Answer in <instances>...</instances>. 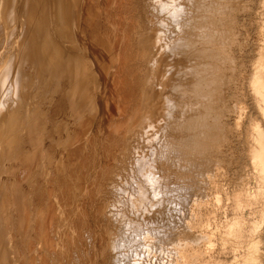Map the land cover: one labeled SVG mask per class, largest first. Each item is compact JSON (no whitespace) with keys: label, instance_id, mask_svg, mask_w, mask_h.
Masks as SVG:
<instances>
[{"label":"bare ground","instance_id":"6f19581e","mask_svg":"<svg viewBox=\"0 0 264 264\" xmlns=\"http://www.w3.org/2000/svg\"><path fill=\"white\" fill-rule=\"evenodd\" d=\"M68 1L70 2L69 4H68ZM86 1H87V3H86ZM174 1L176 2V0H174ZM178 1H180L179 4H177V2H176V5H178V6L175 5V7H173L174 9L172 10V12L171 13L169 12L170 14H173V16L176 17V19H177L176 22L178 23V25H176L177 26L176 28L178 30H176L175 32H177V31L181 32L180 36L183 33V37H180V38H183V39H181L182 41H180L181 43L177 42L178 48L176 47L177 48V50H175L176 52L173 49L171 51V53L168 54V51H167L168 56L165 57L166 53L164 52L165 50L163 51V47L167 43L165 42V44H163V42H164L163 37H162V39H160L161 37L159 38L160 43H158L159 49H157V51L156 50L153 51L154 50L153 49V50H151V52H149L148 49H146V48L149 47V46L147 47V45H149L150 42H149V44L145 43V41H143V43H142L143 47L141 46V48H143L142 50H144L145 55L148 54L147 55V56H149L148 62L152 65L151 67L149 65H147L150 68V71L147 72L145 80L146 81H153L154 85L151 88H149V90L147 89L148 91H146L144 89L145 92H143L142 96L140 95L142 99L140 101L141 104L139 106V109H143V108L147 107L148 112L143 116V118H144V120H146V122H149V120L151 122L152 116L156 115V118H155L156 121L153 120V121H155V125L157 128V132H155V134H157V136L161 137V142L159 143L160 148H158V146H156V148L159 149V152H158L157 156L155 157V160L157 163H161V165H162L161 170H164V172L167 171L166 173H168V174H166V175H168V177H169V175L171 176V172H172V174L174 172L175 174H173V175H178V173H179V175L183 178V180H185V178H189L188 184H191L189 186V188H191V190L194 189L195 195L197 198V199H195L196 201H193V202H195V203L198 202L199 204L197 203L198 204V205L196 204L197 206L201 205L202 207H204L205 208L204 211H206V214H202L200 212L201 214L191 216V221H189V222H185V220L183 221L181 219L183 221V228L186 231V232L183 231V233H187L186 238L182 237L183 239H185V244H183L184 247H183V245H181L182 243H180L183 241H180V240H178V241H180L179 242L180 244L175 246L174 244L177 242L176 238H175L176 242H174V241L172 242V244H173V245L171 244L172 248H169V250H167L168 253H167V251H164L163 254L166 252L165 254L167 256L168 254L170 255V253H173L178 257L186 258L185 261L184 260L182 261L184 263L181 262L182 264H264V226H263V224H264V0H178ZM88 2H90V1L89 0H79V2H78V0H0V46L4 41L8 40L7 44L9 42L10 47H12L11 50H9L10 47H8V50H6V49H3L4 51L2 50L3 53L5 52V50L7 51V52H5L6 57L4 54L2 55L0 52V54H1L0 55V133L1 134L2 133L4 134V131L7 129V125H9L12 128V132L10 135H8L6 133L7 136L13 137L17 141H19V139L21 138L19 136H20V134H22L21 133L22 130H26L25 134H27V130L28 131L30 130V132H31L30 133V139H31L30 141L32 142V144L33 143L36 144V142L39 141V138L37 136H34V128L38 123L37 122H36L37 124L33 123L34 121H33L32 113H34L35 117H37V116H40L41 110H37L38 108L34 109V110H32L33 108L30 109L29 105L26 104V101H27V98L29 96L38 93L39 90L43 91V88L41 89L42 84H41V87H38V86H40L39 85L40 82H43V84L46 83V86H48L50 88V87H53L55 84L59 85L60 79L63 76L66 77L67 79H69V80H67L65 78L66 81L71 82L70 85H68V83H67V85L69 87L67 89H64V86H63V88H62V91L65 90L64 93L67 92V94H66L67 97H69V98L75 97L78 95V93H80L81 95L82 94L85 95L87 98V100H83V101H81V103L79 102L80 104L74 103L75 104L74 108L77 110L76 112H79V107L89 108L92 106L94 107L95 104L98 106L100 111L103 112V109L106 106V105L104 106V104H106L107 102H108V104H111V105L113 103H116V102L119 104V100H113V98H111V97L110 98L108 97L109 99L107 98V100L104 99L105 94L110 95V94H112L111 92H113V91H114L115 95L119 94L121 96V99L123 96H126L129 99V96L133 95L132 91L130 92V94H127L128 90L125 89L127 84L125 85L124 83H123L124 85L122 87H119L120 89H115V87H114L115 90H118L117 93L114 89H111L112 88L111 84L113 83L112 78L116 74V73H114V75H112L113 73L111 74V70H110L111 65L110 66L105 65L107 67L109 66V69H107L105 74L101 76V78H100V79H102L101 80L102 84L100 86L101 89H98L99 86L97 85V83H95L93 81H95V79H96V82L99 80L98 79L99 74L98 75L96 73L88 74L90 72V67H88V64L86 62H83V60L81 59V58H85V56L83 57L82 53L78 54L76 52V51H78L77 49H80L79 43H81V41H79L80 39L78 40V37H79L78 33L83 29H81V27H80L79 29H81V30L78 33H77V30L73 31V29H71V31H69L70 30L69 29L70 24L68 23V21L73 18V17L72 18L70 17L71 13H73V16L75 15L74 17H76V15L79 13L84 12V14H85L84 9L90 10V8L92 7V6L90 8L88 7L90 5V3L86 7V4H88ZM93 2L94 1H92V3ZM103 2L102 3L100 2V5L102 8L105 7V6H102ZM106 2H108V1H105V3ZM114 2H115V0H114ZM114 2H112V4ZM164 2H165V0H164ZM172 2L173 1L171 0L170 3H172ZM66 3L68 4V7L65 6ZM109 3L110 2H108V4ZM115 3L117 4V2H115ZM98 4H96V6ZM162 4H164V3L162 2ZM157 5L158 4H156L154 6H157ZM159 5H161V2ZM117 6H118V4H117ZM164 6H166V4ZM98 7H100V6H97V8ZM102 8H99V9H102ZM124 8H122V9H124ZM159 8H161V6H159ZM168 8L169 7H167V9ZM92 9H93V7H92ZM117 9H119V8H117ZM91 10L88 13L92 12ZM105 10L106 9H104L103 11H105ZM124 11H125V9H124ZM166 11H164V12L166 13ZM66 12H67V16L63 14ZM95 12L97 13V16L99 15L98 12H100L101 14L103 13L102 10H100L98 12L95 11ZM95 12H94V14H95ZM164 12L163 13L161 12V13L164 14ZM88 13H86V16ZM169 13L167 12V14H169ZM91 14H93V13H91ZM80 16H82V14ZM90 16H92V15L88 14L87 18ZM94 16L92 18H94ZM103 17H106V15H103ZM82 18H83V20L86 19L85 16ZM112 18H114V17H112ZM149 18H150V16H149ZM167 18H168V15H167ZM167 18H166V20H167ZM239 18L243 19L246 22L250 21L252 23H255V25H256L255 30H257L256 31L257 32V37H256L257 40H256V42H254L253 46L248 45V49L250 51L249 54H254V57H252V59L250 58L251 59L250 65L247 64L249 67L246 66L243 62L240 63V61L237 60L238 59L236 57L237 55L233 56V54H232V50L235 49L234 47L238 46L239 49L244 48L245 43H246L243 40H242L243 42L240 41L238 36H237L239 34L238 33L239 31L236 28V24H237V21ZM108 19H110V17H108ZM146 20L147 19H145L144 21L146 22ZM155 20H157V19H155ZM89 21L90 20H88V23H89ZM171 21L174 23L173 20H171ZM171 21H170V23H171ZM77 22H75V23L77 24ZM79 22H81V21H79ZM110 22H112V21H110ZM250 22H248V23H250ZM68 24H69V26H68ZM85 24H87V23H85ZM92 24H93V21H92ZM92 24L90 22L89 26ZM94 24H97V23H94ZM100 24H102V23H100ZM112 24H114V23H112ZM163 24H166V23H163ZM238 24L240 25V23H238ZM102 25H104V24H102ZM138 25H140V24H138ZM149 25H147V27ZM166 25H168V24H166ZM174 25L175 24H173V26ZM250 25H251V23H250ZM72 26H73V24H72ZM77 26L78 25H76L75 27H77ZM173 26H170V27H173ZM55 27H56V29H55ZM136 27H137V25H136ZM251 27H253V26L251 25ZM110 28H112V26ZM164 28H165V25H164ZM164 28H162V29H164ZM87 29H89V28H87ZM114 29H115V27H114ZM155 29H157V28H155ZM170 29H172V28H170ZM173 29L175 30V28H173ZM252 29L254 30V28H252ZM85 30L86 29H84L83 31H85ZM174 30H173V32H174ZM165 31H167V30H165ZM57 33H58V35L59 34L66 35L69 43H68V41H66V42L72 48V50H73V48L76 50L72 51L71 48L65 43V41L60 40V38L63 39V37H65V36L63 35V37L58 38ZM82 33H84V32H82ZM113 33H115V32H113ZM170 33L171 32H169V34ZM86 34L84 35L85 37L87 36ZM88 34H90V32ZM95 34H96V32H95ZM148 34H151V33H148ZM91 35H94V34H91ZM96 35H99V34H96ZM144 35H143V40H146ZM158 35H160V34H158ZM244 36H245V33L243 35V38H244ZM247 37H250V36H247ZM149 38H151V36ZM154 38L155 37H153V39ZM172 38H174V36ZM175 38H176V36H175ZM253 38L255 41V37H253ZM164 39L166 40V36ZM98 40H101V38ZM245 40L247 41V39H245ZM150 41H152V39ZM172 41L173 40H170V42H172ZM137 42H139V41H137ZM199 43L202 44L203 46L198 47ZM248 43H250V42H248ZM90 44L91 43L89 40L88 45H90ZM112 44H111V48L109 47L110 50H112V48H113ZM161 44H163L164 46L162 45V47H160ZM168 44H169V40H168ZM82 45H83V43H82ZM84 45H85V47L90 48L89 46L86 45V43ZM106 45H104L105 48H107ZM209 46H211V47H209ZM155 47H156V45H155ZM109 48L107 49V51H104L106 53V55L108 53L110 54L113 52V50L111 52H108ZM171 48H172V45H171ZM82 49H83V47H82ZM91 49H94V47H92ZM102 49H103V47H102ZM86 50L87 49H84L83 51H86ZM104 50H106V49H104ZM142 50H140V51H142ZM96 51H97V49L94 50V53ZM98 51L96 53H98ZM161 51L164 52V54H165L164 56L160 55ZM169 51H170V49H169ZM119 52H121V51H119ZM186 52H188L189 54ZM88 53L84 54V55H88ZM94 53H92V54H94ZM183 53L188 54V56L185 55L184 59L180 58V57H182ZM240 53H241V51H240ZM244 53H246V52H244ZM99 54H100V52L98 53V55ZM112 54H114V53H112ZM112 54L110 55V57L113 56ZM116 54L119 55V53H116ZM98 55H97V57H98V59H100L99 57L101 56V54H100V56H98ZM103 55H105V54L103 53ZM118 55H116V56L118 57ZM3 56H4V59H3ZM95 56L96 55L93 56L94 61H95V59H97ZM116 56H114V57L116 58ZM108 58L109 57H107V60H108ZM125 58L127 59V57H125ZM103 59H105L104 56H103ZM110 59L113 61L114 58L113 59L110 58ZM110 59L108 60L109 62L111 61ZM94 61H93V64H91L93 66H94V64L96 65L100 62V61H98V62H94ZM183 61H186V62L184 64H182ZM245 61H247V60H245ZM87 62H88V60H87ZM118 62L119 61H117V63ZM103 63L104 64L107 63L106 60L104 62H102L101 64H103ZM117 63H116V65H118L117 67H119V63L118 64ZM101 64H100V66H101ZM158 64H159V66L157 68V72H154V70H156V67ZM100 66L97 67L98 70H100L103 67L102 66L100 68ZM105 66L103 68H105ZM152 67H153V69L154 68L155 69L152 70L151 69ZM92 68H94V69H91L92 71H97V69H95V66ZM115 69L116 68L114 67V70ZM108 70H110V71H108ZM127 70L129 71V69H127ZM127 70L125 69V71H127ZM112 71H113V69H112ZM102 72L104 73L103 70H102ZM99 73L102 74L101 72H99ZM88 79L90 81H88ZM122 80L127 81L128 78L127 77L124 79L122 78ZM122 80H121V82H122ZM38 81H39V84H38ZM61 81H63V80H61ZM79 81H81L80 85L78 84ZM64 82H62V85ZM82 82H86V83H82ZM89 82H90V84H89ZM94 83L97 85V90H96V92L92 93V91H91L92 89L90 90V88L95 87V86H93ZM125 83H127V82H125ZM146 83L147 82H145V84ZM64 84H66V83H64ZM151 84H152V82H151ZM60 87H62V86H60ZM45 88L47 89V87H45ZM65 88H66V85H65ZM46 89H44V91H46ZM55 89L56 88L54 86L53 90H55ZM110 89L112 91H110ZM53 90H50L51 94H52ZM59 91H57L56 95H58V93H61V91L60 92ZM119 91H120V93H119ZM48 93H50V92H48ZM48 93H46V94L48 95ZM47 95H46V97H47ZM53 95H51V96H53ZM66 95L65 96L63 95V97L66 98ZM35 96L37 97V95H35ZM41 98H43V97H41ZM44 98H43V100H44ZM51 98H53V97H51ZM127 98L122 99V101L120 100V104H119L118 108H120V110L123 112H126V111L131 109V111H132L131 114H132L135 110L132 108L129 109L130 106L128 104H130L131 101H133V100H130L128 102ZM48 99H50V98L48 97ZM82 99H83V97H82ZM38 100H40V99H38ZM55 100H53V101H55ZM64 100H66V99H64ZM77 101H79V99ZM58 102H57V104H58ZM38 104L39 103H37L36 105H38ZM81 104H83V106H79ZM27 105H28V107H27ZM53 105L54 104H52V106ZM71 105H72V103H71ZM49 106H51V105H49ZM137 106H138V104H137ZM47 109H49V108H47ZM64 109L62 108V111ZM94 109H95V107H94ZM43 110H45V109H43ZM115 110H116V108H115ZM52 111H53V109H52ZM70 111L72 112V110H70ZM95 111H96V109H95ZM106 111H107V109H106ZM57 113H58V111H57ZM114 113H116V112H113V114ZM121 113L119 115H121ZM116 114H118V113H116ZM110 115H109V117H110ZM46 116H47V114H46ZM83 116H85V115H83ZM96 117L97 116H95V118ZM42 118L44 119V116ZM35 119H37V118H35ZM125 120H127V119H125ZM6 121H9L10 123L6 124V126H5V123L3 124V122H6ZM123 122H124V120H123ZM47 123H48V121H47ZM47 123H45V124L47 125ZM39 125H40V123H39ZM41 125H42V122H41ZM4 127H6V129ZM13 127H14V131H13ZM45 127H47V126H45ZM153 127H155V126H153ZM39 128H40V126H39ZM64 128L65 127H63V129ZM8 130H10V129H8ZM243 130L245 131L244 136H243ZM43 131H44V129H43ZM152 131H153V129H152ZM37 132H38V130H37ZM90 134H92V133H90ZM40 136H42V135L39 134V137ZM88 136H90V135L88 134ZM147 136H149L148 133H147L146 137ZM154 136L155 135L153 134L152 138H155ZM0 137H1V135H0ZM18 137H19V139H18ZM2 138H3V136H2ZM15 139H13V140L15 141ZM4 140H6V139H4ZM150 140L151 139H149V141ZM9 141H10V139H9ZM42 141H43V139H42ZM5 142H7V141H5ZM0 143H2V142L0 141ZM3 143H4V141H3ZM19 143H21V141ZM39 144H41V143L39 142ZM240 144H242L244 147L242 151H239V149H241V148H239ZM3 145H5V144H3ZM20 145L21 144H19L18 148H20ZM156 145H158V144H156ZM40 147H38V148H40ZM7 148H8V146H7ZM21 148H22V146H21ZM45 148H47V147H45ZM0 149H1V147H0ZM22 150H23V148H22ZM26 150H24V151H26ZM38 150H36V151H34V150L30 151L29 150L31 153L29 151L26 152L27 154L23 153L24 155H27V156H24L25 158L23 157L24 160L19 161V165H21V167H23L26 163H28V160H31L33 162H37L39 159V153H40ZM47 150H48V148H47ZM18 151H20V150H18ZM46 153H47V151H46ZM12 155H13V151H12ZM41 155H43V154H41ZM1 156H3V155H1ZM20 156H22V155H20ZM53 156H54V154H53ZM153 156H154V154H153ZM10 157H12L11 154H10ZM76 157H78V156H76ZM47 158H49V157H47ZM19 159H20V157L17 158V161ZM41 160H43V159H41ZM2 164H5V162H3ZM2 164H0V218H1L0 219V243H1V239L3 240L2 231H3V228H5L2 224V222L4 223V221H3L4 219L6 222H7V220L9 221V219L11 221L10 216L13 214L12 212L11 213L8 212L9 210L7 208V204L11 201L10 197L14 198L13 197L14 192H10V191H12V190L14 191V189L12 187L14 185H16L15 179H14V182H15L14 185L13 184L11 185L9 183L12 187L9 186V184L4 183L5 181H3L2 177H1V172L5 171L4 170L5 167ZM29 165H30V163H29ZM142 165H143V168L141 167L142 171H143L142 174L145 177L153 178L154 177L153 171L155 170L154 166L150 163L147 164L146 162ZM26 168H28V167H26ZM17 170L18 169H16V171ZM22 170H24V168ZM251 170L253 171L254 176L257 178L256 180H258L257 185L259 188V195L262 198L261 202L263 205H262V207H259V208H261V210L258 211V212H260V216H258V217H260V219L257 218L260 221H254V220H251L250 218L246 217L244 210H245L246 206L248 207V205L250 206V204H252L254 202L253 201L254 198L253 199L250 198V196L244 191H239L242 186L240 187L239 190H237V191L234 190L235 194L233 196H231V197H233V201H232V204L230 205V209L227 211H224V212H223V207H222V203H221L220 199H216V201H214L212 196H210L211 189H213L214 188L213 185L216 184L217 181H219L218 178L220 176L222 177L223 175H229V173H231L230 171H232V172L235 171L234 173H236V175L238 172H241L243 174L239 178L233 180L236 182L235 185H240V184L246 183V181L248 180V177L245 175L247 174V171H251ZM10 171H12V170H10ZM22 172H21V174H22ZM156 172L157 171H155V173ZM13 175H14V173H13ZM157 175H159V174H157ZM231 177L233 178L232 175H231ZM235 177L236 176H234V178ZM251 177H252V175H251ZM228 178H226V179H228ZM179 180H182V179L180 178ZM6 181H8V180H6ZM159 181H161V179ZM159 181H158V188L160 187V184L162 185V183ZM9 182H11V181H9ZM219 184L221 185V181ZM221 186H223V185H221ZM8 187H11L12 189H9ZM17 187L18 186L16 185V190H18ZM218 188H219V186H218ZM258 188H257V190H258ZM7 189H9L10 191L8 190V192H7L6 191ZM231 189H232V187H231ZM235 189H238V188H235ZM16 190H15V192L17 193ZM216 190H217V188H216ZM222 191L224 192V189ZM162 192H163V187H162ZM4 193H6L5 195H7V196H5ZM8 193H10L11 195L13 194V195L11 196ZM18 193H19V190H18ZM164 193L166 194V191ZM218 193H221V191L217 192V195H219ZM214 194L215 193H213V196H214ZM256 194H258V193H256ZM8 195H9V197H8ZM18 195H20V194H18ZM21 195H20V197H21ZM140 195H141V197L145 195V188L144 187L141 188ZM167 195L168 194H166V196ZM259 195H258V197H259ZM221 196H223V194ZM16 197L17 196H15V198ZM160 197H162L161 194H160ZM186 197H187V195H186ZM158 198H157V200H158ZM164 198H165V196H164ZM187 198H190V192H189V196ZM9 199H10V201H9ZM7 200L9 202H7ZM18 200L21 201L20 198ZM165 201H167V200H165ZM190 201H192V200H190ZM229 201H230V199H229ZM4 202L6 203V208L8 210L7 211L5 209L4 212L5 213L8 212L9 215L11 214L10 216L8 215V213H7L8 216L5 215V213H3V208L5 205ZM12 202H13V199L11 201V204H9V208H11L10 205L14 204V203L12 204ZM159 202H161V201H159ZM222 202H223V200H222ZM195 203H193L194 206H195ZM15 204H17V203H15ZM140 204H142V202ZM171 206H172V204H171ZM142 207L144 209L143 205H142ZM12 209L13 208H11V210ZM186 209H187V207H186ZM186 209H183V210L186 211ZM190 210L191 209H189V211ZM256 210H257V208H256ZM175 211H176V209H175ZM189 211H188V213H189ZM23 212L24 211H22V213ZM25 212H26V210H25ZM164 212H166V211H164ZM195 212L198 213L197 211H195ZM258 212H256V213L258 214ZM4 216L8 217V218L3 219ZM187 216L189 217L190 214ZM183 217H181V218H183ZM15 218H17V217H15ZM26 220L28 221V218ZM26 220H23V219L21 220L22 225L24 224V222H26ZM164 220H166V219H164ZM10 221H9V223H11ZM179 221H180V219H179ZM182 221H180V222L182 223ZM180 222H178V223H180ZM13 223H15V222H13ZM44 223H45V221H44ZM170 225H172V224H170ZM46 226H48V225L46 224ZM9 229H11V228H9ZM24 230H26V229H24ZM195 231H196L195 234L192 233ZM123 232L127 233V231L125 229H123ZM124 233H122V231H121V233L117 235L118 237H114L112 239L114 242L108 241L107 239L109 238V236H106L105 237L106 241H108L107 242L108 244L107 243L106 244L109 245L110 247L117 246V244H119L117 241L119 239H121L123 237V235L125 236L126 233L125 234ZM171 234H174V233H171ZM24 235L25 234H23V236ZM93 235L95 236V234H93ZM46 236L47 235L44 234V239H47ZM163 237H165V236H163ZM166 237H167V233H166ZM172 237L173 236H169L167 238V239L170 238L168 241H171ZM184 237H185V235H184ZM122 239H124V238H122ZM173 240H174V238H173ZM216 242H218V244H219V246L217 245L218 248L216 247L217 250L214 248V245L216 244ZM170 243L171 242H169V245H170ZM167 244H168V242L165 245H167ZM5 245H2V246H5ZM47 246H48V244H47ZM166 248H164V250ZM169 251H170V253H169ZM24 252H25V250H24ZM25 253H23V254H25ZM9 254H12L9 247H3L2 249H0V256H1L0 257V264L3 262H7L9 260L8 258L11 256ZM19 254H22V253H19ZM165 254H164V256H165ZM173 254H171V255H173ZM97 255H98V253H97ZM103 255H104V252H103ZM171 255H170V257H171ZM161 256H162V254H161ZM176 256H174V257L172 256V257L176 258ZM115 257H112L111 260L108 259V260H110L109 264H115L116 263ZM168 257H167V259H168ZM98 258H100V256ZM22 259H24V258L22 257ZM104 259H105V256H104ZM161 259H162L160 261L161 264H180V261L176 262L177 259L176 260L174 259L175 262L173 259H172L173 261L172 260H166L163 258H161ZM169 259H171V258H169ZM105 260H107V259H105ZM156 262L158 263V261H156ZM98 264H101V262Z\"/></svg>","mask_w":264,"mask_h":264},{"label":"rangeland","instance_id":"374dc122","mask_svg":"<svg viewBox=\"0 0 264 264\" xmlns=\"http://www.w3.org/2000/svg\"><path fill=\"white\" fill-rule=\"evenodd\" d=\"M89 1L90 2H88V4H86V7L90 3V5L88 7L89 8L91 6L93 7V9H92V7L90 8V10L92 9L91 10L92 12L88 13L90 10L84 9L85 14H84V12L79 13L80 15L82 14V16L77 14L76 17H74L75 15L73 16V13H71L70 17L71 18L73 17V18L68 21V23L70 24V26L68 24L69 29H70L69 31H71V29H73V31L77 30V33H78L81 29L87 30V31L81 30L79 32L80 34L78 33V36H79L78 40L80 39L79 41H81V43H79L80 49H77L79 52L78 51H76V52L78 54L82 53L83 57L85 56V58H81V59L83 60V62H86L88 64V67H90V72L88 74H93V73H96L97 75L99 74V78H98L99 80L97 79L98 80L97 82H96V79H95V81H93V82L97 83V85L99 86L98 89H101L100 88V86L102 84V82H101L102 79H100L101 76L105 74V72L107 71V69H109V66L111 65L110 66L111 67L110 68L111 74L112 73H113L112 75H114V73H116V74L112 78L113 83L111 82L112 88L111 87L110 88L114 89V87H115V89H120L119 87H122L124 84L125 85L127 84V86L125 88L128 90L127 94H130V92L132 91L133 95L129 96V99L126 96H123L122 99L127 98L128 102L130 100H133L128 105L130 106L129 109L132 108L135 111L132 114H131V112H132L131 109L126 111V112L121 111L120 108H118L119 104H120V100L122 101L121 96L119 94L115 95L114 91H113V92H111L112 94L109 93L110 95L105 94L104 99L107 100L108 97L109 98L111 97V98H113V100H119V104L116 102V103H113L111 105V104H108V102H107L106 104H104V106L105 105L106 106L103 109V112L100 111V109L98 108V106L96 104L94 105L96 111H95L93 106L89 107V108L79 107V112L81 111L79 113V112H76L77 110L74 108L75 104L76 103L80 104L81 101L87 100V98L85 95L82 94L83 95L82 96L80 93H78V95L75 97H70V98L67 97V95H66L67 92L64 93L65 92L64 89H67L69 87L68 85H70L71 82L66 81V79H67L66 77L63 76L60 79L59 85H56V84L54 85L56 88L55 90H53L54 86L49 88L48 86H46V83L43 84V82H40V84H39V81H38V84L40 85L38 87H41V84H42L41 89L43 88V91L39 90L38 93L33 94L34 96L33 95L29 96L27 98L26 104L29 105L30 109L33 108L32 110L37 109V108H38L37 110H41L40 116H37V117H35V114L31 112L33 115V121H34L33 123L34 124L36 122L38 123V124L36 123L37 125L34 128V136H37L39 138V141L36 142V144L35 143L32 144V142L30 141L31 140L30 139V133H31L30 130L29 131L27 130V134H25L26 130H22V132H21L22 134H20V136H19L21 138L19 139V137H18L19 141H17L13 137L7 136V134L10 135L12 132V128L9 125H7V129H6V127H4L7 131L5 130L4 134L2 133L3 135L0 133V135H1L0 141L2 142V143H0V147H1L0 152L2 151L1 152L2 154L0 153V160L2 159L0 161L1 162L0 164L5 162V164H2L5 167V169H4L5 171L1 172V177H2L3 181H5L4 182L5 184L10 183L11 185L12 184L14 185L16 182V185L18 186L17 189L19 190V193H18V190H16V185H14L12 187L10 184H9V186H11L14 189V191L9 190V189H12L11 187H8L9 189L6 190L7 192H8V190L10 192H14L13 193L14 195L12 194L14 198L10 197V199H11V201L13 199L12 204L13 203L14 204L17 203V204L10 205L11 208H13L11 210V208H9V204H11V201H10V199H9L10 202L7 200V202H9L7 204V208L9 210L8 211L6 208V203H5L6 201L4 202L5 205L3 208V213H5L4 210L6 209L8 212H10V213L12 212L14 215L10 214L11 215L10 216L9 213L7 212L8 215L11 217V221H10V219H9V221L12 224L9 223L8 220H7V222L9 224L5 221L4 218H8V217H5V216L3 217L4 223L2 222V224L5 228H3V231H2L3 240L1 239L0 249H2L3 247H9V249L11 250V253H12V254H9V255H11L9 258L7 257L9 260L7 262H3V263L4 264H98L101 262V264H106V263L109 264L111 258L116 256L115 257V261H116L115 264H156L157 263L156 261H158L157 264H161L160 263V261L162 260L161 258L166 259V260H172V259L176 260L177 259L176 262L180 261V264H182V263H184L182 261L183 260L185 261L186 258L178 257L175 254L170 253V251H169L170 255L173 254V255H171V257L169 254L166 256V254H165L166 252L164 253L165 254V256H164L163 252L169 250V248H172L171 244L173 241L174 242L177 241L174 244L175 246L180 244V243H182L181 245L185 244V239H183V238H186L187 233H183V231L186 232L183 228V221L185 220V222H189V221H191V216L201 214V213L206 214V211H204L205 208L202 207L201 205L197 206L199 204L198 202H197L198 204L193 202V201H196L195 199H197V198H196L194 189L192 188L193 190H191V188H189V186L191 185V184H188L189 178H185V180H183V178L179 175V173H178V175H173V174H175L174 172H173V174L171 172V176L169 175V177H168V175H166V174H168V173H166L167 171L164 172V170H161L162 169L161 163H157L155 160V157L157 156V154L159 152L158 148H160L159 143L161 142V137L157 136V134H155V132H157V128L155 125L156 115L152 116L151 122H150V120H149V122H146V120H144L143 116L148 112L147 107H145L143 109H139V106L141 104L140 101L142 99L141 96H142L143 92H145V90L148 91L149 88H151L154 85L153 81H146L145 80L147 72L150 71V68L147 65H149L150 67L152 65L148 62L149 61V56H147L148 54L145 55L144 50H142L143 48H141V46L143 45L142 43H143V41H145V43H148V44L150 42V44L147 45V47L148 46L149 47L146 49H148L149 52H151V50H153V49H154L153 51H155V50L157 51V49H159V47H158V43H160L159 40L162 39V37H163V40H164L163 44H165V42L167 44L165 46L163 44H161L160 47H162V45L164 46L163 51L165 50L164 52L166 53V55L164 54L163 51H161V53H160L161 56L165 55V57H167L168 54L171 53V51L173 49H174V51L177 50V48H178L177 42L181 43L180 41H182L181 39H183V38H180V37H183V33L180 36L181 32H179V31L175 32L176 30H178L176 28L177 27L176 25H178V23L176 22L177 19H176V17L173 16V14H170V13L174 9L173 7H175L176 2H177V4H179L180 1L176 0V2H175L174 0H172L174 2V3L172 2L173 3L172 4V3H170L171 0H169V1L165 0V2H164V0H159V1L158 0H124V1L123 0H120V1L115 0V2H117L118 6L114 2V0H110V1L109 0H92V1H94L93 3L91 0H89ZM105 1H108L110 3L109 4H108V2L105 3ZM78 2H79V0H78ZM100 2L101 3L103 2L102 6H105L106 8L105 7L102 8L100 5ZM112 2H114L116 5L114 3L112 4ZM160 2H161V5H159ZM162 2L164 4H162ZM69 3L70 2L68 1V4ZM86 3H87V1H86ZM66 4H65V6L68 7V4L67 5ZM96 4H98L97 6H100V7L97 8ZM156 4H158V5L154 6ZM165 4H166V6H164ZM159 6H161L162 9L159 8ZM176 6H178V5H176ZM167 7H169V8L167 9ZM99 8H102V9H99ZM117 8H119V9H117ZM122 8H124L125 11ZM104 9H106V10L103 11ZM100 10H102V12H103L102 14L100 12H98ZM95 11H97L100 16L99 15L97 16V13ZM164 11H166V13ZM94 12H95V14H94ZM161 12L162 13L164 12V14H162ZM167 12L168 13L170 12V13L167 14ZM86 13H88L89 15H92V16L87 18L88 14L86 16ZM91 13H93L96 17ZM63 14L67 16V12L63 13ZM166 14L168 15V18H167ZM103 15H106V17H103ZM84 16L86 17L85 20H83V18H82ZM93 16L95 19L92 18ZM149 16H150V18H149ZM108 17H110V19H108ZM112 17H114V18H112ZM76 18L77 19L79 18V19L77 20ZM166 18H167V20H166ZM145 19H147L146 22L144 21ZM155 19H157V20H155ZM88 20H90L89 23L91 22V24L93 21V24L89 26ZM171 20H173L174 23ZM77 21L78 22L83 21V22L78 23ZM110 21H112V22H110ZM170 21H171V23H170ZM243 21L244 20L241 18H239L237 21L236 28L239 31L238 32L239 34L237 36H238L240 41L243 40L246 43H245L244 48L239 49L238 46L234 47L235 49L232 50V54H233V56L237 55L236 56L238 58L237 60L240 61V63L243 62L246 66H248L251 63L250 60L252 59V57H254V54H249L250 51L248 49V45L253 46L254 42H256V40H257L256 39V37H257L256 31L257 30H255L256 29L255 23H252L250 21H247V22L246 21L243 22ZM75 22H77V24ZM248 22H250L253 27H251L250 23H248ZM85 23H87V24H85ZM94 23H97V24H94ZM100 23H102L104 25H102ZM112 23H114V24H112ZM145 23L147 25H149L151 23L148 26L150 29L147 27V25ZM163 23H166L168 25L163 24ZM238 23H240V25ZM72 24H73V26H72ZM138 24H140V25H138ZM173 24H175L174 25L175 27L173 26ZM74 25L75 26L78 25V26L75 27ZM136 25H137V27H136ZM164 25H165V28H164ZM111 26H112V28H110ZM168 26L169 27L173 26L170 28H172V29L175 28V30L173 29L174 32ZM80 27H81V29H79ZM114 27H115V29H114ZM87 28H89V29H87ZM155 28H157V29H155ZM162 28H164V29H162ZM252 28H254V30ZM55 29H56V27H55ZM165 30H167V31H165ZM82 32H84V33H82ZM89 32H90V34H88ZM95 32H96V34H99V35H96ZM113 32H115V33H113ZM169 32H171V33L169 34ZM148 33H151L152 35L148 34ZM244 33H245V36L243 38ZM85 34L87 35L86 37L84 36ZM91 34H94L95 36L91 35ZM158 34H160L161 36ZM63 35L62 34L58 35V33H57L58 38L63 37ZM143 35L146 38V40H143ZM64 36L65 37H63V39L60 38V40L65 41V43L68 45L69 41H68L66 35H64ZM150 36H151V38H149ZM165 36H166V40L164 39ZM173 36H174V38H172ZM175 36H176V38H175ZM247 36H250V37H247ZM153 37H155L156 39L155 38L153 39ZM253 37H255V41H254ZM100 38H101V40H98ZM88 39L90 40V43H91L90 45H88L89 44ZM151 39H152V41H150ZM245 39H247V41L250 43H248ZM168 40H169V44H168ZM170 40H173L172 41L173 43L170 42ZM7 41H4L0 46V52L2 55L3 54L5 55V52H7L6 50H8V47H10V44L8 42V44H9L8 45ZM66 41H68V43ZM137 41H139V42H137ZM82 43H83V45H82ZM85 43L90 48L85 47V45H84ZM111 44L113 47L112 53H114V54L108 53V52L112 51V50H110ZM104 45H106L107 48H105ZM155 45L157 48L155 47ZM171 45H172V48H171ZM91 46L94 47V49H91L92 48ZM199 46H203V45L199 43L198 47ZM82 47H83V49H82ZM102 47H103V49H102ZM209 47H211V46H209ZM108 48H109V51L107 52L108 54L106 55V53L104 51H107ZM3 49H6L4 53L2 52ZM11 49H12V47H10L9 50H11ZM84 49H87L88 51L87 50L83 51ZM95 49H97V51L99 50L98 53L100 52L101 56H100V54L98 55V53H96L97 51L95 52L96 54L94 53ZM104 49H106V50H104ZM169 49H170V51H169ZM71 50H72V48H71ZM73 50H76V49L73 48ZM140 50H142V51H140ZM119 51H121V52H119ZM167 51H168V54H167ZM240 51H241V53H240ZM244 52H246V53H244ZM87 53H88V55H84ZM92 53H94V54H92ZM103 53L106 56L103 55ZM116 53H119V55ZM186 53H188V52H186ZM111 54L113 55L112 57H110ZM188 54L183 53L182 57H180V58L184 59L185 55L188 56ZM94 55H96L95 57L97 59H98L97 55L100 56L99 57L100 59H98V60L95 59V61H94V57H93ZM116 55H118V57ZM103 56L105 57V59H103ZM114 56H116V58ZM5 57H6V55H5ZM107 57H109L108 60L110 58H112V59L114 58V59H113V61L110 59L111 61L109 62L107 60ZM125 57H127V59ZM145 58L146 59L148 58V59L146 60ZM3 59H4V56H3ZM244 59L247 61H245ZM87 60H88V62H87ZM105 60L107 63L101 64ZM93 61L94 62H98V61L101 62V63L99 62L96 65L94 64L95 69H97V67L100 66V64H101L100 68L102 66L104 67L105 65H109V66L108 67L105 66V68L102 67L100 70L97 69V71H92L91 69H94V68H92L94 66L91 65V64H93ZM117 61H119V62L121 61L120 63L118 62L119 67H117L118 65H116ZM185 62L186 61H183L182 64H184ZM158 66H159V64L157 65L156 70H154L155 68L153 69V67L151 69L154 70V72H157ZM114 67L116 68L115 70H114ZM112 69H113V71H112ZM125 69L126 70L129 69V71L128 70L125 71ZM102 70L104 71V73L102 72ZM110 70H108V71H110ZM98 71L101 72L102 74H100ZM126 77L128 78V80L123 81L122 78L124 79ZM61 80H63V81H61ZM67 80H69V79H67ZM121 80H122V82H121ZM88 81H90V80L88 79ZM62 82L66 83V84L63 83V85H62ZM125 82H127V83H125ZM145 82H147V83L145 84ZM151 82H152V84H151ZM67 83H68V85H67ZM82 83H86V82H82ZM95 83L93 85L95 87L90 88V90L92 89L91 90L92 93L96 92V90H97V85ZM78 84L80 85L81 81H79ZM89 84H90V82H89ZM65 85H66V88H65ZM60 86H62V87H60ZM63 86H64V89H63L64 91H62ZM45 87H47V89ZM44 89H46V91H44ZM111 89H110V91H112ZM50 90H53L52 94H51ZM59 90L61 91V93H58V95H56L57 91H59ZM115 91L117 93L118 90H115ZM48 92H50V93H48ZM46 93H48L49 96ZM119 93H120V91H119ZM35 95H37V97ZM46 95H47V97H46ZM51 95H53V96H51ZM63 95L64 96L66 95V98L63 97ZM81 96L83 97V99ZM41 97H43V98L45 97L44 100ZM48 97L50 99H48ZM51 97H53V98H51ZM77 98L79 99V101H77L78 100ZM38 99H40V100H38ZM64 99H66V100H64ZM53 100H55L56 102ZM57 102H58V104H57ZM70 102L72 103V105ZM37 103H39L38 104L39 106L36 105ZM52 104H54V105L52 106ZM83 104H81L79 106H83ZM137 104H138V106H137ZM28 105H27V107H28ZM49 105H51V106H49ZM47 108H49V109H47ZM62 108L63 109L65 108V109L62 111ZM115 108H116V110H115ZM43 109H45V110H43ZM52 109H53V111H52ZM69 109L72 110V112ZM106 109L108 112L106 111ZM57 111H58V113H57ZM112 111L116 112L118 114H116V113L113 114ZM120 113H121V115H119ZM46 114H47V116H46ZM82 114L85 116H83ZM109 115H110V117H109ZM43 116H44V119L46 118L45 119L46 121L42 118ZM95 116H97V117L95 118ZM34 117L37 119H35ZM125 119H127V120H125ZM123 120H124V122H123ZM153 120H155V121H153ZM47 121H48V123H47ZM41 122H42V125H41ZM4 123L6 126V124H9L10 122L6 121V122H3V124ZM39 123H40V125H39ZM45 123H47V125ZM39 126H40V128H39ZM45 126H47V127H45ZM153 126H155V127H153ZM63 127H65L64 128L65 130L63 129ZM8 129H10V130H8ZM43 129H44V131H43ZM152 129H153V131H152ZM37 130L39 133L37 132ZM13 131H14V127H13ZM89 132L92 134H90ZM147 133L149 134V136H147L148 138L146 137ZM39 134L42 135L43 137L42 136L39 137ZM88 134L90 136H88ZM153 134L155 135L154 136L155 138H152ZM244 134H245V131L243 130V136H244ZM2 136H3V138H2ZM4 139H6V140H4ZM9 139H10V141H9ZM13 139H15V141ZM42 139H43V141H42ZM149 139H151L150 140L151 142L149 141ZM157 139L158 140L160 139V140L158 141ZM3 141H4V143H3ZM5 141H7L8 143ZM20 141H21V143H19ZM39 142L41 144H39ZM155 143L158 145H156ZM3 144H5L6 146ZM19 144H21L20 148H18ZM7 146H8V148H7ZM21 146H22L23 150H22ZM156 146H158V148H156ZM38 147H40V148H38ZM45 147H47L48 150ZM239 148H241V149H239V151H242L244 147L242 144H240ZM35 149L36 150L39 149L38 151L40 152L39 153V159L37 158L39 162L38 161L33 162L31 160H28V163H26L24 165L25 167L24 166L21 167V165H19V161L24 160V158H25L24 156H27L24 154H27L26 152L29 150L30 151L31 150L36 151ZM18 150H20V151H18ZM24 150H26V151H24ZM12 151H13L14 156L12 155ZM46 151H47V153H46ZM10 154L12 157H10ZM41 154H43V155H41ZM53 154H54V156H53ZM153 154H154V156H153ZM1 155H3V156H1ZM20 155H22V156H20ZM76 156H78V157H76ZM19 157H20V159L17 161V158H19ZM47 157H49V158H47ZM40 158L43 160H41ZM145 162L147 164L150 163L154 166L155 170L153 171V174H154L153 178L145 177L142 174L143 173V171H142L143 165L142 164H144ZM29 163H30V165H29ZM26 167H28L29 169ZM23 168H24V170H22ZM16 169H18V170L16 171ZM10 170H12V171H10ZM155 171H157V172L155 173ZM21 172H22V174H21ZM230 172L231 173H229V175H223L222 177L220 176L218 178L219 181H217V183L213 185L214 188L211 189L210 196H212L214 201H216V199H220V201L222 203V207H223V212H224V211H227L230 209V205L232 204V201H233V197H231V196H233L235 194L234 190L237 191L242 186L239 191H244L250 196V198H252V199L254 198L253 199L254 202L252 204H250L251 207L248 205L249 208L246 206V208L244 210L246 217H248L254 221H260L259 220L260 217H258V216H260V212H258V211L261 210V208H259V207H262L263 204L261 202L262 198L259 195V188L257 185L258 180H256L257 178L254 176L253 171L252 170L247 171V174L245 176L248 177V180L246 181L245 184L243 183L240 185H235L236 182L233 180L239 178L243 173L238 172L237 173L238 176H237L236 173H234L235 171H233V172L230 171ZM13 173H14V175H13ZM157 174H159V175H157ZM231 175L233 176V178L231 177ZM251 175H252V177H251ZM234 176H236V177L234 178ZM179 177L182 180H179L180 179ZM226 178H228V179H226ZM14 179H15V182H14ZM160 179H161V181H159ZM6 180H8V181H6ZM9 181H11V182L13 181V182L11 183ZM158 181L162 183V185L160 184L159 188H158ZM220 181H221V185H223V186H221L219 184ZM218 186H219V188H218ZM233 186L235 188H238V189H235ZM142 187L145 188V195L141 197L140 192H141ZM162 187H163V192H162ZM231 187H232V189H231ZM216 188H217V190H216ZM257 188H258V190H257ZM223 189H224V192L222 191ZM15 190L17 191L18 194H20V195L22 194L21 197H20V195H18L15 192ZM225 190L226 191L228 190L230 193L228 191L226 192ZM165 191H166V194H168L167 196L164 193ZM216 191L217 192L221 191V193H218L220 196L217 195ZM189 192H190V198H187L189 196ZM213 193H215L214 196H213ZM256 193H258V194H256ZM5 194L6 193H4V195ZM8 194H10V193H8ZM160 194L162 195V197H160ZM185 194L187 195V197ZM222 194H223V196H221ZM258 195L260 198L258 197ZM5 196H7V195H5ZM15 196H17V197L15 198ZM164 196H165V198H164ZM8 197H9V195H8ZM17 198L18 199L20 198L21 201H19ZM157 198H158V200H157ZM229 199H230V201H229ZM165 200H167V201H165ZM190 200H192V201H190ZM222 200L225 204L222 202ZM159 201H161V202H159ZM141 202H142V204H140ZM193 203H195V206ZM171 204H172V206H171ZM142 205L144 206V209H143ZM186 207H187V209H186ZM256 208H257V210H256ZM175 209H176V211H175ZM183 209H186V211ZM189 209H191L190 210L191 212L189 211ZM25 210H26V212H25ZM187 210L189 211V213ZM22 211H24V212L22 213ZM164 211H166V212H164ZM195 211H197L198 213H196ZM256 212H258V214ZM7 213H5V215H7ZM189 214H190V216H189L190 218L187 216ZM15 217H17V218H15ZM181 217H183V218H181ZM27 218H28V221L26 220ZM257 218H259V219H257ZM22 219L26 220V222H24L23 225L21 223ZM164 219H166V220H164ZM179 219H180V221L183 220L182 223L179 221ZM43 220L45 221V223ZM13 222H15V223H13ZM178 222H180V223H178ZM46 224L48 226H46ZM170 224H172V225H170ZM263 226H264V224H263ZM9 228H11V229H9ZM24 229H26V230H24ZM123 229H125L127 231V233L125 232L126 234L123 232ZM121 231H122V233L125 234L126 237L123 235L122 238H124V239H122V238L119 239L117 241L119 243V244H117V246L110 247L109 245H107L108 241L114 242L112 239L114 237H118L117 235L120 234ZM166 233H167V237H166ZM171 233H174L175 235L171 234ZM192 233L195 234L196 231L192 232ZM23 234H25V235L23 236ZM44 234L47 235L46 236L47 239H44ZM93 234H95V236ZM184 235H185V237H184ZM106 236H109V238L107 239L108 241H106V238H105ZM163 236H165V237H163ZM169 236H173L171 241H168L170 238L167 239ZM173 238H174V240H173ZM175 238H176V241H175ZM178 240L183 241L184 243L180 242ZM166 241L168 242L167 245H165L167 243ZM169 242H171L170 245H169ZM47 244H48V246H47ZM2 245H5V246H2ZM217 245L219 246L218 242H216V244L214 245V248L216 250L218 248ZM183 247H184V245H183ZM164 248H166V249L164 250ZM23 249L25 250L26 253L24 252ZM103 252H104V255H103ZM19 253H22V254H19ZM23 253H25V254H23ZM97 253H98V255H97ZM167 253H168V251H167ZM161 254H162V256H161ZM99 256H100V258H98ZM104 256H105V259H107V260L104 259ZM172 256L173 257L176 256V258H173ZM22 257L24 259H22ZM167 257H168V259H167ZM169 258H171V259H169ZM108 259H110V260H108ZM175 260H174V262H175ZM3 263H1V264H3Z\"/></svg>","mask_w":264,"mask_h":264}]
</instances>
